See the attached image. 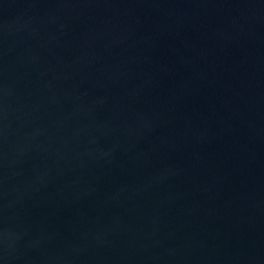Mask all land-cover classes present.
Masks as SVG:
<instances>
[{
    "label": "water",
    "instance_id": "obj_1",
    "mask_svg": "<svg viewBox=\"0 0 264 264\" xmlns=\"http://www.w3.org/2000/svg\"><path fill=\"white\" fill-rule=\"evenodd\" d=\"M0 264H264V0H0Z\"/></svg>",
    "mask_w": 264,
    "mask_h": 264
}]
</instances>
